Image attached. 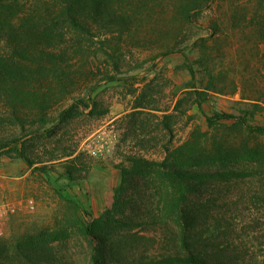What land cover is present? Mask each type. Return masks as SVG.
Segmentation results:
<instances>
[{"label":"rangeland","instance_id":"obj_1","mask_svg":"<svg viewBox=\"0 0 264 264\" xmlns=\"http://www.w3.org/2000/svg\"><path fill=\"white\" fill-rule=\"evenodd\" d=\"M263 8L264 0H213L196 24L181 27V21L169 16L158 22L147 19L123 38L111 33L97 37L91 52L74 60L80 70L74 74L80 78L78 89L48 112L50 123L45 128L56 124L58 112L72 96L96 102L98 110L106 113L91 114L89 108L66 123H58L54 133L30 137V123L16 127L6 120L0 123V134H23L29 155L55 166L49 181L75 194L88 210L89 221L111 208L121 182L118 164L128 156L161 161L168 149L174 150L194 135L203 155L218 153L223 158L213 165L247 172L242 178L211 182L192 196L201 216L193 232L196 249L211 260L264 264V132H251L234 118L218 119L223 112L242 116L248 111L246 118L251 124L264 126V110L244 98L259 96L264 86V39L254 17ZM181 29L183 33L177 36ZM168 42L186 46V53L164 55ZM205 44L212 56L207 65H196L198 88L207 83L210 70L219 92L210 91L201 101L192 91L187 60H198ZM7 49L0 39V53ZM145 60L142 67L135 68ZM107 74L118 77L112 80ZM91 86L95 87L92 100ZM31 87L44 89L45 83ZM208 117L213 118V125ZM68 150L74 151L72 157H80L74 163L80 169L76 180L62 175L68 158L49 160ZM151 187L142 182L137 193H128L132 203L123 216L140 225L118 230L106 242L77 232L52 239L55 229L71 224L74 208L59 197L39 170L22 158L1 154L0 261L123 264L173 253L177 250L175 226L153 215ZM28 238L33 239L35 249L30 250V257L20 256ZM115 240L122 245L112 254Z\"/></svg>","mask_w":264,"mask_h":264},{"label":"trees","instance_id":"obj_2","mask_svg":"<svg viewBox=\"0 0 264 264\" xmlns=\"http://www.w3.org/2000/svg\"><path fill=\"white\" fill-rule=\"evenodd\" d=\"M212 1L0 0V39L8 47L5 53H0V123L9 120L16 127H25L30 123L27 135L30 137L47 131L54 133L58 123H66L89 108L91 114L106 113V110L103 112L98 110L96 102L91 104L85 98L72 96V100L58 112L56 124L45 128L50 123L48 112L55 104L63 102L78 89L80 78H77V75L80 74V70L74 60L78 55L91 52L92 45L97 43L95 38L108 33L123 38L141 28L147 19H155L158 22L164 17L172 16L181 21V27L196 24ZM254 17L258 20L257 28L264 39V8ZM151 29L156 31L154 27ZM183 29L178 30L176 35L183 33ZM176 39L178 38H172L171 41ZM169 42L164 55L177 51L186 53V46H170ZM211 56L205 44L198 60L194 62L187 60V68L191 74L190 84L194 89L192 91L201 101L206 99L210 91L219 92L213 85L214 74L210 70L209 80L203 84L202 89L198 88L196 65L197 63L207 65ZM145 63L146 60L137 62L135 68H140ZM115 67L119 69L118 64ZM117 77L115 74L106 76L112 80ZM37 83H45L44 89L31 87ZM262 89L259 96L244 98L252 100L257 109L264 110V86ZM94 90L95 87L91 86L89 95L91 100ZM247 113L248 111H245L244 115L237 116L223 112L218 119L234 118L249 131L263 133L264 126L251 124L246 118ZM207 120L209 125L214 124L213 118L208 117ZM24 138L25 136L17 131L8 136L0 134V155L22 158L30 167L39 170L59 197L68 202L76 212L69 226L65 225L52 232V239L77 232L106 242L116 231L140 225L139 221L126 219L123 215L127 214L132 203V197L128 196L129 191L137 193L140 184L144 182L152 186L151 196L155 199L153 215L161 217L166 224L175 226L174 243L177 250L161 256L148 255L136 258L123 264H232L224 260H211L196 249L193 232L199 226L201 216L199 210L194 208L191 198L202 192L211 182L242 178L247 172L240 169H222L213 165L223 161V158L218 153L203 155L194 135L174 150L168 149V155L161 161L128 156L126 161L118 164L121 182L115 188L113 204L101 216L90 221L86 220L88 210L75 194L64 186L49 181L51 169L55 166L31 157ZM59 155H53L49 160L68 158L62 175H66L70 180H76L80 169L74 163L80 157H72L74 155L72 150ZM118 215L121 217H117ZM121 245L122 241L115 240L110 248L112 254L119 252ZM33 249H35L33 239L28 238L18 254L30 257V250ZM34 263L35 260L32 261V264ZM0 264L3 263L0 261Z\"/></svg>","mask_w":264,"mask_h":264}]
</instances>
